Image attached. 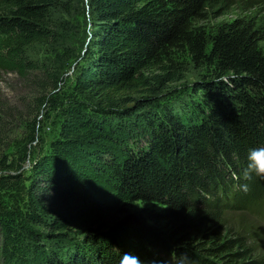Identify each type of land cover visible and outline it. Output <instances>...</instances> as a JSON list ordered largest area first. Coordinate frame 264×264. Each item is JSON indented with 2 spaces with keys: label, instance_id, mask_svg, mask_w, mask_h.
<instances>
[{
  "label": "trees",
  "instance_id": "1",
  "mask_svg": "<svg viewBox=\"0 0 264 264\" xmlns=\"http://www.w3.org/2000/svg\"><path fill=\"white\" fill-rule=\"evenodd\" d=\"M251 1L0 0V71L22 81L36 111L56 104L79 61L58 138L25 194L26 220L45 233L23 229L16 264H121L124 253L129 264H264V228L249 219L264 221V179L242 175L248 151L264 147V15L205 23ZM189 71L197 78L180 101L171 86ZM81 166L101 168L121 202L164 207L146 216L167 230L133 215L93 228L87 221L107 206L77 185Z\"/></svg>",
  "mask_w": 264,
  "mask_h": 264
},
{
  "label": "rangeland",
  "instance_id": "2",
  "mask_svg": "<svg viewBox=\"0 0 264 264\" xmlns=\"http://www.w3.org/2000/svg\"><path fill=\"white\" fill-rule=\"evenodd\" d=\"M86 8V6H85ZM85 13V12H83ZM264 15V0H255L243 4H234L231 7L223 8L209 12V17L205 23L216 25L220 22L233 20L237 17L252 15ZM86 40V39H85ZM81 42L80 54L84 49ZM187 65H189L188 60ZM79 61H75L68 65V68L63 75V85L60 86L52 97L56 104L46 106L44 109L36 111L34 105V96L30 94L29 89L25 88L22 81L13 73L0 71V165L13 164L14 168L11 171H0V223L9 226L12 230V236L8 237L0 228V264H16L27 243L24 230L36 231L45 233V230L40 225H32L26 220L28 215L27 206L28 200L25 196L26 192L31 193L34 189L32 182L34 177L32 167L38 163L42 156L47 155L51 142L58 138V133L61 130V111L59 105L67 96H70L73 91L70 87L73 84L74 77L78 73ZM183 79L171 86L175 89L176 96L179 95L180 101L184 97L191 94L193 85L197 75L192 71L185 72ZM69 98V97H68ZM6 105L12 110L11 117L7 116ZM2 110V111H1ZM185 124L191 122L190 113L179 114ZM36 119L42 126H34L32 128V120ZM40 129V130H39ZM34 134V135H33ZM33 136L30 141L29 137ZM144 145L146 140H135V143ZM79 173V181L77 185L83 190L90 193L95 199L107 206V210L99 213L87 222H91V226L96 228L102 222H114L125 215H133L140 217L146 221L149 226H152L160 231H166L169 227L164 221L148 220L147 214L163 215L165 208L153 204L143 203L140 201L121 202L116 197V194L108 187L107 180L101 168H89V166H81ZM103 168V166H102ZM104 170V168H103ZM20 175V179L16 178ZM41 187L44 183L40 182ZM47 195L44 198V203L48 207H54V202L49 200ZM82 219V218H81ZM160 219V218H157ZM253 223L257 222L262 229L264 221L258 214L251 215ZM74 223L85 221L80 220V217L75 216ZM94 221V222H93ZM109 225L107 223H104ZM111 224V223H110ZM46 230H48L46 228ZM54 234L60 233V229H54ZM58 231V232H57ZM264 246V237L262 241ZM45 244L52 249L49 243Z\"/></svg>",
  "mask_w": 264,
  "mask_h": 264
},
{
  "label": "clouds",
  "instance_id": "3",
  "mask_svg": "<svg viewBox=\"0 0 264 264\" xmlns=\"http://www.w3.org/2000/svg\"><path fill=\"white\" fill-rule=\"evenodd\" d=\"M243 179L245 181H250L255 177L264 179V147L252 148L248 151L246 156V165L243 170ZM241 191L247 192L249 190V185L247 183L240 185ZM133 253L122 254L121 264H129V257L133 256ZM137 264H142L139 261V257H136ZM153 264H156L154 261ZM177 264H190L186 257H182L177 261Z\"/></svg>",
  "mask_w": 264,
  "mask_h": 264
}]
</instances>
